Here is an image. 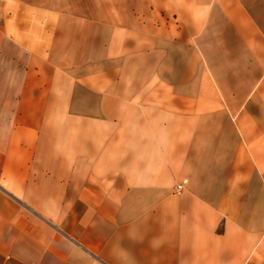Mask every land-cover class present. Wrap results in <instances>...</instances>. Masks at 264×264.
Here are the masks:
<instances>
[{
  "label": "crops",
  "instance_id": "obj_1",
  "mask_svg": "<svg viewBox=\"0 0 264 264\" xmlns=\"http://www.w3.org/2000/svg\"><path fill=\"white\" fill-rule=\"evenodd\" d=\"M0 264H264V0H0Z\"/></svg>",
  "mask_w": 264,
  "mask_h": 264
},
{
  "label": "built area",
  "instance_id": "obj_2",
  "mask_svg": "<svg viewBox=\"0 0 264 264\" xmlns=\"http://www.w3.org/2000/svg\"><path fill=\"white\" fill-rule=\"evenodd\" d=\"M181 187H182V183L181 184H178L177 186H176V188L179 190V189H181Z\"/></svg>",
  "mask_w": 264,
  "mask_h": 264
}]
</instances>
